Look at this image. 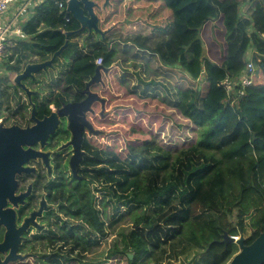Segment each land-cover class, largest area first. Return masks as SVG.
Returning <instances> with one entry per match:
<instances>
[{
    "label": "trees",
    "instance_id": "trees-1",
    "mask_svg": "<svg viewBox=\"0 0 264 264\" xmlns=\"http://www.w3.org/2000/svg\"><path fill=\"white\" fill-rule=\"evenodd\" d=\"M160 1L171 11V23L161 35L120 36L115 27L107 29L104 38L86 30L71 35L53 67L43 72L49 73L47 92L31 101L38 118L47 114L59 97H70L71 82L83 87L93 72L90 60L102 56L104 67L115 64L118 69L111 71L117 90L112 104L117 106L108 126L125 124L130 99L168 108L170 120L141 144L158 145L172 159L165 169L139 170L128 161L134 146L128 144L129 154L123 157L115 143L98 146L84 141L81 181L35 176L32 189L40 196L44 188L53 206L44 215L46 254L37 255L39 264H174L187 256H191L188 264H228L238 247L221 243L224 231L233 237L242 235L249 244L264 230L263 192L251 180L239 184V167L256 151L264 154V132L257 129L264 122V0H245L243 9L239 0ZM64 15L65 9L58 11L54 0H45L26 21L27 39L11 51L0 75V117H27L28 105L10 75L30 57L48 59L63 45L64 31L78 29V23ZM209 21L219 34L206 44L201 31ZM251 49L262 78L245 88L244 97L230 110L219 83L237 78ZM153 58L178 68L199 60L204 82L195 92L194 105L200 107L196 114L180 118L182 95L168 78L149 67ZM119 93L124 110L118 107ZM175 129L181 130L184 140L175 139ZM167 130L169 138L164 141ZM67 138L61 125L49 138L48 148L54 150ZM227 147L236 155L222 157L220 152ZM233 186L237 194L232 198Z\"/></svg>",
    "mask_w": 264,
    "mask_h": 264
},
{
    "label": "water",
    "instance_id": "water-1",
    "mask_svg": "<svg viewBox=\"0 0 264 264\" xmlns=\"http://www.w3.org/2000/svg\"><path fill=\"white\" fill-rule=\"evenodd\" d=\"M110 1L111 0H103L100 5L96 0H66L64 17L66 19L69 17L74 19L79 25L78 29L64 31L63 34L65 38L63 45L60 46L50 58L40 62L26 63L11 80L13 85L22 90L27 96L28 102L30 103L29 119L32 124L25 127H21L17 124H12L10 126H3L0 124V219L2 217L8 218V232H6L4 241L0 244V249L7 247L11 242H14L17 249L18 244L17 239L10 240L13 235L14 211L12 209L4 210L3 207L7 203L14 206H17L18 203H23L24 198L29 195L31 189L29 185L26 192L15 195L14 192L17 184L16 175L30 173L34 169L25 168L23 165L32 159L41 158L50 176L51 167L49 164V153L34 150L32 146L39 143L40 147L43 148L47 139L57 128L60 118L66 119L67 129L70 132L71 138L58 149L72 146L73 154L69 160V168L73 179H81L79 176V163L81 161L82 152L79 147L82 139V131L85 126L89 133H99L93 130L85 119V112L90 109L89 105L92 99L97 98L95 94H91L88 91V86L99 80L101 72L108 73L110 68L104 67L103 65L95 66L93 75L90 76L86 88L82 91L83 93H87L86 98L77 103L62 104L61 108H57L50 112L49 116H43L42 120L35 116V106L31 101V96L35 93L26 87L23 81L26 79L33 80L34 74L41 71L47 72V69L52 67L53 61L60 57L63 50L67 47L70 36L76 32L86 30L88 34L93 32L94 34L100 35L101 38H104L107 30H103L100 27L101 19L98 11L102 13L106 12V6H110ZM42 206H45L43 201L41 202V207ZM41 210L42 209L39 208L38 211L31 213L20 229H22L24 225L34 222L35 216L40 215ZM16 236L18 237L17 234ZM221 238V243H234L238 247V252L230 259L228 264H264V230L249 244L245 243V238L242 235H238V238L235 239L225 231L221 234ZM25 257L26 256L16 255V251L11 250L3 260L0 259V264H7L16 261L18 258L24 259ZM128 257L131 259L132 254H128Z\"/></svg>",
    "mask_w": 264,
    "mask_h": 264
},
{
    "label": "rangeland",
    "instance_id": "rangeland-1",
    "mask_svg": "<svg viewBox=\"0 0 264 264\" xmlns=\"http://www.w3.org/2000/svg\"><path fill=\"white\" fill-rule=\"evenodd\" d=\"M96 1L99 4L101 3V0ZM239 1L243 9L245 7V0ZM109 12H111L110 14L112 15L110 16L108 22L103 23L101 28L103 30H107L110 27H115L116 29L114 32H116V35L120 36H124V34L127 32H153L155 34L157 33L161 35L171 23V11L165 7L160 0H111L110 6H106L105 13L107 14ZM98 13H101V18L104 16V13L99 11ZM214 24L211 21L207 22L201 31V36L204 38V43L206 44L215 41L216 34H219L218 30H213ZM6 61L7 60L0 61V75L3 74V64ZM150 63L151 67L152 65L155 66V69L153 70H156L160 75L165 76L169 80L174 81L176 87H182L183 96L179 115L180 118H182V115L184 114H196V112L200 110V107H195L194 96L195 92L204 82L203 67L199 60L196 59L189 68L186 67V69H189L188 72H185V74L188 76V79H186L187 83H181L182 85L178 83L180 80L178 79L179 77L175 76L171 78L167 73H165V70L160 69V65L159 68H156L158 66L156 59ZM111 68L118 70L115 64H112ZM10 77L13 78L14 75H10ZM261 78L262 77L259 68L256 65L253 75V82H260ZM107 82L111 84L112 80L107 78ZM126 104L127 115L125 124L115 126L113 129L116 130H112L110 133L111 135L107 140H109L110 144L115 143V145L118 146L117 151L120 152V155L123 157H126L129 154L128 144L134 146L135 148L133 154L129 155L128 161L136 166L139 170L153 168L165 169L172 159L171 154L165 150H162L158 145L144 147L142 146L141 142L143 139L149 138L152 134L157 133L160 130L159 127L163 122L166 123V120H170L167 115L170 112L169 109L155 103L144 105L143 103L136 102L134 99L127 100ZM226 107H229L230 110L232 108L227 106V104ZM1 114L2 113H0V115ZM3 121L8 123L10 120L6 118L3 119ZM257 129L263 130L264 132V122L260 123ZM140 130H143L144 133H142ZM175 130L177 132L175 139L184 140L183 134L180 133L181 130ZM166 133H169V131L167 130L165 135L162 136L164 141H167L169 138ZM230 149V147L223 149L220 152V155L222 157L236 155L235 152L230 153ZM249 180H251L253 184L256 185L264 194V154L261 153V150L256 151L255 154H251L250 160L243 166L239 167V184L245 185ZM236 194L237 188L233 186L231 189L232 198ZM231 212H234L233 208H231ZM248 220L249 216L247 217V221ZM186 258V260L185 258H182L174 264H188L191 256H187ZM120 264H125V262L122 261Z\"/></svg>",
    "mask_w": 264,
    "mask_h": 264
},
{
    "label": "flooded vegetation",
    "instance_id": "flooded-vegetation-1",
    "mask_svg": "<svg viewBox=\"0 0 264 264\" xmlns=\"http://www.w3.org/2000/svg\"><path fill=\"white\" fill-rule=\"evenodd\" d=\"M102 2L103 0H101L100 4H102ZM55 60L53 61V64ZM38 61L40 62L44 60H38ZM38 61L28 60L27 62H25V64L28 62H38ZM53 64H52V67H53ZM50 68H48L47 71L50 70ZM94 68L95 67H93V72L90 76L93 75ZM109 68L110 69L108 73L101 72L99 76V80L88 86V91L91 94H95L97 98L92 99L89 105L90 109H88L85 112V119L88 122V124L93 128V130H96L99 133L98 134L89 133L88 129L84 126V129L82 131V139H81V143L79 147L80 151L82 152V157L85 154V151L82 149V144L84 141H87L91 145H98V146L108 145L110 143H109V140L107 139L110 137V132L112 130L113 131L116 130V129H113L115 125L113 127L108 126L110 121L115 119V112H116V106H117L115 104H112V98H114L117 95L116 77H115V74L111 72L112 68L111 67ZM41 72H42V75L39 74L40 72L37 74H34L33 80L26 79L23 81V84L35 93L34 95L31 96V100L32 98L34 97L38 98L41 95H43L45 92H47L49 73H46L44 76L43 74L44 71H41ZM107 78L112 80L111 84L107 82ZM89 80L90 79H87L84 82L83 87L80 89L77 88L74 82H71L69 85L71 86L73 93L70 94V97L69 96L59 97L57 99L58 104H51L49 106L50 112L56 110L57 108H61L62 104L77 103V102H81L82 100H84L87 96V93H83L82 91H84V89L86 88V84L89 82ZM16 89H17L18 94L23 97V100L28 105L27 117L24 120H19V119H8L6 116H2L0 117V124H2L3 126H10L12 124H17L21 127H25L27 125L32 124V122L29 119L30 103L28 102L27 96L18 87H16ZM119 95H120V98H119L120 102H119L118 107H119V110H124L125 109L124 99L121 98V93H119ZM50 112H48L47 114H43L40 118H38L36 115L35 116L38 119L42 120V117L49 116ZM6 118L10 120L8 123H5L3 121V119H6ZM61 125H63L64 128L66 129L68 138L66 141L61 143L54 150H52L48 148L49 138L55 135L57 129ZM50 137L47 139L46 144L44 145L43 148L40 147L39 143H36L35 145L32 146L34 150L41 151L44 153L46 152L49 153V164L51 167L50 176L48 175L47 168L45 167L41 158H36V159H32L28 161V163H25L23 165V167L33 168L34 170H32L28 174L22 173L20 175H16L17 184H16L14 193L15 195L22 194L26 192L28 186L30 185L31 189H30L29 195L24 198L23 203H18L17 206L7 203L3 207L4 210L12 209L14 211V225L12 229L13 235L11 236L10 240L17 239L18 244H17V249H16V245L14 244V242L9 243V245L3 249H0V259L3 260L5 256L11 250L16 251V255L26 256L24 259L18 258L16 261L9 262L7 264H39L40 261L37 259V255L46 254L45 237L47 235L48 228L46 226V220H45L44 215L46 212L51 210L53 206L45 198L46 192L44 188H43L44 193L40 194V196L38 195L37 190L32 189V180L34 179V177L37 175H40V176L46 175L48 180L55 179V181H62V177H64L67 183L75 180L72 178L71 171L69 168V160L73 154L72 146H66L64 148L58 149L61 145L68 142L71 138L70 132L67 129V121L65 118L59 119L58 126L55 129L54 133L50 135ZM54 151H63V152L60 156H55L53 154ZM79 167H80V163H79ZM79 176L81 177V179L75 180V181H81L83 179V177L81 176V167L79 171ZM43 185H46L44 179H43ZM53 192H55L56 199L59 200L60 194L57 191V188H55ZM30 197L32 198L31 202H29ZM42 201L44 202L45 206L41 207ZM39 208L42 209L41 213L40 215L35 216L34 222H30L24 225L22 229H20L23 226L25 220L30 216V214L38 211ZM0 221H1L0 222V244H1L4 241L6 232H8V218L2 217ZM16 234L18 235V237L16 236Z\"/></svg>",
    "mask_w": 264,
    "mask_h": 264
},
{
    "label": "built area",
    "instance_id": "built-area-1",
    "mask_svg": "<svg viewBox=\"0 0 264 264\" xmlns=\"http://www.w3.org/2000/svg\"><path fill=\"white\" fill-rule=\"evenodd\" d=\"M45 0H0V61L7 60L11 51L18 47L19 43L27 39L23 27L34 9ZM66 0H54L58 11L65 9ZM264 38V35H262ZM30 59V58H29ZM245 67L236 79L224 78L219 85L226 94L225 102L233 107L235 102L245 95V88L253 84L255 71V56L253 50H248L245 55ZM28 60L23 62V65ZM103 57L98 56L90 62L95 67L103 65ZM235 239L238 238L234 237Z\"/></svg>",
    "mask_w": 264,
    "mask_h": 264
},
{
    "label": "crops",
    "instance_id": "crops-1",
    "mask_svg": "<svg viewBox=\"0 0 264 264\" xmlns=\"http://www.w3.org/2000/svg\"><path fill=\"white\" fill-rule=\"evenodd\" d=\"M110 13V12H109ZM101 14V13H100ZM108 14V13H107ZM105 12H104V16L102 17V18H104L105 17V15H107ZM29 16H31V15H29ZM27 18H30V17H27ZM102 18L100 17V19L102 20ZM139 33H141V34H148V33H143V32H139ZM34 59H36V57H30V59L28 58V59H26V60H34ZM94 59V58H93ZM93 59L92 60H90V62L91 61H93ZM155 59H156V62L158 63V66L156 67V68H159V65H160V69H163V70H165V73H167L171 78L172 77H175V76H177V77H179L178 79H180L179 80V82L178 83H180V85H182L181 83H187V81H186V79H188V76H187V74H185V72L187 71H189V69H186V67L187 68H189L190 66L189 65H182L180 68H178V67H174V66H163L160 62H159V60L157 59V58H153L152 59V62L153 61H155ZM155 65H156V63H155ZM23 64H22V67H21V69L23 68ZM150 67H151V63H150ZM155 66L154 65H152V69H155L154 68ZM20 69V70H21ZM19 70V71H20ZM15 75V74H14ZM13 76V75H12ZM170 82H171V84L181 93V95H182V87H176V84H175V82L174 81H172V80H169ZM183 96V95H182Z\"/></svg>",
    "mask_w": 264,
    "mask_h": 264
}]
</instances>
